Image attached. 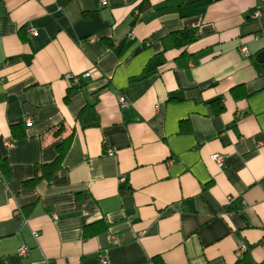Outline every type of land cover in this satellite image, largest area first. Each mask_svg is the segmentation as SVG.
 I'll return each instance as SVG.
<instances>
[{"label": "crops", "instance_id": "crops-1", "mask_svg": "<svg viewBox=\"0 0 264 264\" xmlns=\"http://www.w3.org/2000/svg\"><path fill=\"white\" fill-rule=\"evenodd\" d=\"M259 53L264 0H0V264H264Z\"/></svg>", "mask_w": 264, "mask_h": 264}, {"label": "trees", "instance_id": "trees-1", "mask_svg": "<svg viewBox=\"0 0 264 264\" xmlns=\"http://www.w3.org/2000/svg\"><path fill=\"white\" fill-rule=\"evenodd\" d=\"M167 39L171 41L172 46L181 47L195 40V32L193 30H185V29L180 31H175L171 33V35H169ZM69 142H70L69 136L61 140L56 145L57 155L55 159L50 163L41 164L39 167H37L35 171V175L31 179L25 182L33 183L40 179L49 180L53 176V174L59 169L61 161L69 146ZM38 171H40L39 175L37 174ZM0 172L3 174V176H7L10 172V167L8 165L6 158H0ZM104 227H105L104 224H100V222H94L85 225L83 234L84 236H91L98 232L103 231L105 229Z\"/></svg>", "mask_w": 264, "mask_h": 264}, {"label": "built area", "instance_id": "built-area-1", "mask_svg": "<svg viewBox=\"0 0 264 264\" xmlns=\"http://www.w3.org/2000/svg\"><path fill=\"white\" fill-rule=\"evenodd\" d=\"M99 5L101 6H104L107 4V0H97ZM255 15H257V13H255ZM27 32L30 33V34H36V30L33 29L32 27H28L27 28ZM129 36H131V34H129ZM90 41L94 40V37H90L89 38ZM239 51L243 54V55H247L248 54V51H247V48L246 46H241L239 48ZM82 76H89V73L88 72H85L83 73ZM67 80L70 82L71 85H76L78 84L79 80H78V77L76 76H70V75H67L66 76ZM118 101H119V105L121 107H124L127 105V102L126 100L124 99L123 96H119L118 97ZM240 113L237 114V116H239ZM26 121L29 122L30 119L26 118ZM5 144L6 146H11V141L10 140H6L5 141ZM107 153H112V150L111 149H108L107 150ZM212 159L218 164V165H221L222 161H223V157L221 154H218V153H214L211 155ZM55 215H53V219H55ZM39 235L38 231H32V236L33 238H37ZM28 251H29V247L25 244H20L17 249H16V253L17 255L20 257V258H23L25 257L27 254H28ZM247 252V245L246 243L242 242V241H239L236 245V248H235V254L238 258L242 257L245 253Z\"/></svg>", "mask_w": 264, "mask_h": 264}, {"label": "water", "instance_id": "water-1", "mask_svg": "<svg viewBox=\"0 0 264 264\" xmlns=\"http://www.w3.org/2000/svg\"><path fill=\"white\" fill-rule=\"evenodd\" d=\"M258 57L260 58V57H264V53H259L258 54Z\"/></svg>", "mask_w": 264, "mask_h": 264}]
</instances>
